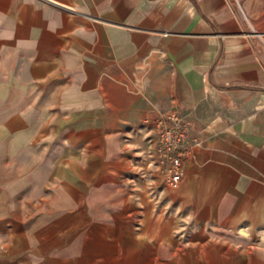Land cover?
Segmentation results:
<instances>
[{
  "label": "crops",
  "instance_id": "obj_1",
  "mask_svg": "<svg viewBox=\"0 0 264 264\" xmlns=\"http://www.w3.org/2000/svg\"><path fill=\"white\" fill-rule=\"evenodd\" d=\"M0 264H264V30L233 0H0Z\"/></svg>",
  "mask_w": 264,
  "mask_h": 264
},
{
  "label": "built area",
  "instance_id": "obj_2",
  "mask_svg": "<svg viewBox=\"0 0 264 264\" xmlns=\"http://www.w3.org/2000/svg\"><path fill=\"white\" fill-rule=\"evenodd\" d=\"M156 137L154 151L159 162L170 166L168 182L175 184L182 177V161L191 152L188 124L178 112L162 114L155 120Z\"/></svg>",
  "mask_w": 264,
  "mask_h": 264
},
{
  "label": "rangeland",
  "instance_id": "obj_3",
  "mask_svg": "<svg viewBox=\"0 0 264 264\" xmlns=\"http://www.w3.org/2000/svg\"><path fill=\"white\" fill-rule=\"evenodd\" d=\"M241 15L243 11L251 24L264 30V0H233Z\"/></svg>",
  "mask_w": 264,
  "mask_h": 264
}]
</instances>
